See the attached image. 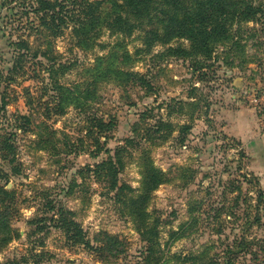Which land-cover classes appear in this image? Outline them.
Wrapping results in <instances>:
<instances>
[{
	"label": "rangeland",
	"instance_id": "rangeland-1",
	"mask_svg": "<svg viewBox=\"0 0 264 264\" xmlns=\"http://www.w3.org/2000/svg\"><path fill=\"white\" fill-rule=\"evenodd\" d=\"M73 1L50 0L68 20ZM44 14L39 0H0V264H264V182L218 116L232 94L264 102V25H228L235 44L204 59L177 55L189 42L146 22H68L51 36ZM157 118L171 130L148 129ZM98 136L108 152L95 156ZM117 156L112 183L95 167ZM47 199L80 242L52 225Z\"/></svg>",
	"mask_w": 264,
	"mask_h": 264
},
{
	"label": "trees",
	"instance_id": "trees-1",
	"mask_svg": "<svg viewBox=\"0 0 264 264\" xmlns=\"http://www.w3.org/2000/svg\"><path fill=\"white\" fill-rule=\"evenodd\" d=\"M112 10L106 16H102L99 6L102 1L98 0H80L76 4L78 12L74 18L61 15V7L55 10L56 2L50 0H39L43 3L45 11L42 18V25L51 30V36L57 35L53 27L61 25L67 26L72 22V31L78 33H87L88 29H96L102 24H106L111 29L122 31H131V29L141 30V25L148 23L149 32L157 34V27H161L166 34L171 37L184 39L189 42L187 48L178 47L175 49L177 55L185 57L201 56L209 59L215 44L229 41L232 45L234 32H230L229 26L240 24L242 22L253 21L264 25V9L261 3H255L253 0H110ZM109 1V2H110ZM72 3V1H71ZM74 6V7H75ZM47 16L48 20L47 21ZM229 25V26H228ZM125 27V28H124ZM129 33V32H128ZM264 36V33H263ZM151 36L146 40L147 45H151ZM197 67L201 68L199 60L196 61ZM100 131L111 130V124L98 120ZM164 127L168 132L171 130V124L157 118L149 126L153 132L157 133ZM105 141V140H104ZM104 141L100 142V136L95 139V156L101 152H108L104 147ZM130 139L125 140L128 143ZM120 150V149H119ZM117 162L112 160H103L96 164L95 172H103L105 177H110L112 183H116L114 175L117 173V166H121L120 156H117ZM117 165V166H116ZM47 210H52L50 221L56 228L65 230L66 235L73 239V242H80L81 230L76 226L70 217V212L63 209L61 204L53 199H47ZM71 233V234H70ZM196 255L187 254L182 257L178 264H205L196 260ZM222 262H214L221 264ZM227 264V263H224Z\"/></svg>",
	"mask_w": 264,
	"mask_h": 264
},
{
	"label": "crops",
	"instance_id": "crops-1",
	"mask_svg": "<svg viewBox=\"0 0 264 264\" xmlns=\"http://www.w3.org/2000/svg\"><path fill=\"white\" fill-rule=\"evenodd\" d=\"M231 98L218 112L224 133L240 144L249 171L264 182V114L255 103L244 104L234 94Z\"/></svg>",
	"mask_w": 264,
	"mask_h": 264
},
{
	"label": "built area",
	"instance_id": "built-area-1",
	"mask_svg": "<svg viewBox=\"0 0 264 264\" xmlns=\"http://www.w3.org/2000/svg\"><path fill=\"white\" fill-rule=\"evenodd\" d=\"M260 95H261L260 98H257V99L256 98H253V100L259 101V100L264 99V89L261 91V94ZM254 103L258 107L259 111L264 114V102H261L260 105L257 104L256 102H254Z\"/></svg>",
	"mask_w": 264,
	"mask_h": 264
}]
</instances>
